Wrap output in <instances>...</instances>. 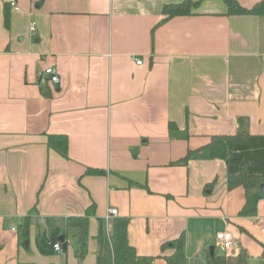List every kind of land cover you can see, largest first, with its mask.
Returning a JSON list of instances; mask_svg holds the SVG:
<instances>
[{"label": "crops", "instance_id": "crops-1", "mask_svg": "<svg viewBox=\"0 0 264 264\" xmlns=\"http://www.w3.org/2000/svg\"><path fill=\"white\" fill-rule=\"evenodd\" d=\"M16 1L0 0V264H97L110 209L153 264L182 235L187 264H208L223 231L264 264V15L230 16L223 0L172 18L164 6L184 0ZM48 68L59 85L42 84ZM239 132L228 160L212 158L214 136ZM243 168L261 196L250 216L228 187ZM72 217L89 219L83 258ZM51 224L62 254L37 243Z\"/></svg>", "mask_w": 264, "mask_h": 264}, {"label": "trees", "instance_id": "trees-1", "mask_svg": "<svg viewBox=\"0 0 264 264\" xmlns=\"http://www.w3.org/2000/svg\"><path fill=\"white\" fill-rule=\"evenodd\" d=\"M227 6V14L230 16L240 15H264V0L255 4L251 8L243 7L237 0H223ZM199 5L196 0H184L178 4H168L163 8V14L168 17L190 16L194 8ZM10 18L6 11L5 25L9 27ZM249 135L245 132H239L233 136H214L210 143L212 158L228 160L232 155L237 144L246 142ZM48 147L55 150L64 158H68V138L63 135L48 136ZM190 153L184 160L190 157ZM90 175H103L104 171L88 169ZM258 178L249 174L246 168H243L237 176H230L228 179L229 189L242 186L246 192V203L241 211V216H250L257 212L258 203L261 196L256 191ZM130 219L127 217H116L112 221L111 232L108 235L103 227L100 235L97 237L99 251L97 264H153L154 258L141 256L137 253L128 238V228ZM89 219L87 217H72L68 219V228L74 230L80 249L78 257L83 258L86 255V244L89 236ZM50 239V240H49ZM59 242L58 228L55 225H49L48 229L38 235L37 243L44 254L50 253L54 244ZM184 236L176 240L166 242L162 246V254L167 264H187L184 250ZM67 249L66 241L64 250ZM173 250V253L166 255L167 250ZM208 264H250L249 254L246 249L240 248L232 252L226 251L225 254L209 255Z\"/></svg>", "mask_w": 264, "mask_h": 264}, {"label": "built area", "instance_id": "built-area-1", "mask_svg": "<svg viewBox=\"0 0 264 264\" xmlns=\"http://www.w3.org/2000/svg\"><path fill=\"white\" fill-rule=\"evenodd\" d=\"M10 4L15 10H19V7L17 5L16 0H10ZM35 30H36V27L33 25L31 27V31L33 33H35ZM137 64L142 65L143 61L137 60ZM46 78H48V82H50L54 85L60 84V77L54 68H48L45 70V72L42 76V79H41L42 84L47 83ZM117 215H118V212L114 209H110L108 211L106 218H105V221H106L108 226L111 225L113 219L116 218ZM262 223L264 225V220ZM110 232H111L110 230H107L108 235L110 234ZM216 239L218 241V245H220L225 251L232 252V251H235L238 249L236 240L230 231L218 232L216 235ZM53 249L55 250V252L62 254L63 253L62 243L58 242V243L54 244Z\"/></svg>", "mask_w": 264, "mask_h": 264}, {"label": "water", "instance_id": "water-1", "mask_svg": "<svg viewBox=\"0 0 264 264\" xmlns=\"http://www.w3.org/2000/svg\"><path fill=\"white\" fill-rule=\"evenodd\" d=\"M260 192H261L262 196L264 197V183L260 185ZM60 240L62 243H64V237H61ZM215 253H216V247L213 246L210 248V255L214 256Z\"/></svg>", "mask_w": 264, "mask_h": 264}, {"label": "rangeland", "instance_id": "rangeland-1", "mask_svg": "<svg viewBox=\"0 0 264 264\" xmlns=\"http://www.w3.org/2000/svg\"><path fill=\"white\" fill-rule=\"evenodd\" d=\"M216 253L219 254V255H223L226 253V251L220 246V245H216Z\"/></svg>", "mask_w": 264, "mask_h": 264}]
</instances>
